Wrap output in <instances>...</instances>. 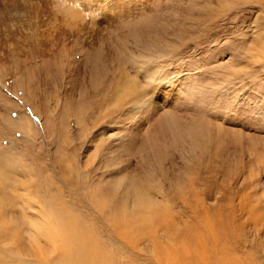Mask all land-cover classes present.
I'll use <instances>...</instances> for the list:
<instances>
[{
    "label": "rangeland",
    "instance_id": "374dc122",
    "mask_svg": "<svg viewBox=\"0 0 264 264\" xmlns=\"http://www.w3.org/2000/svg\"><path fill=\"white\" fill-rule=\"evenodd\" d=\"M15 1L0 0L6 220L20 225L24 210L44 216L53 196L101 219L92 188L122 205L136 181L178 229L211 220L238 262L264 264V0ZM100 45L111 61L97 55ZM125 75L145 102L122 95ZM196 129L205 147L219 141L218 151L198 147ZM21 181L29 185L14 188ZM107 223L95 230L120 264H166L152 241L130 247ZM29 225L23 238L0 243V264H54L50 240ZM16 243H37L39 254Z\"/></svg>",
    "mask_w": 264,
    "mask_h": 264
},
{
    "label": "bare ground",
    "instance_id": "6f19581e",
    "mask_svg": "<svg viewBox=\"0 0 264 264\" xmlns=\"http://www.w3.org/2000/svg\"><path fill=\"white\" fill-rule=\"evenodd\" d=\"M19 1L21 2H15L21 5H26V3H28L26 0ZM77 37L80 38V33H75V38ZM76 43L78 44V42ZM40 47H43L41 48L42 51L46 52L48 46L42 44ZM59 47L61 48V46ZM89 47H92V42L89 43ZM98 47L99 48L96 50L97 55L100 56L101 59L105 55V58L111 61L112 55L107 51V46L100 45ZM126 75L123 77L122 81H120L119 88L122 91V95L126 99L132 97L130 100L136 105L145 99L146 91L143 90L144 88L141 89L139 82L129 80ZM138 88L140 90H137ZM152 102L154 103V100ZM25 123L26 121L23 120L21 125L24 126L26 125ZM199 134L200 136L203 135L200 130L198 133L196 129V132L192 135L194 141H196L195 144L202 148L205 153L208 151V148H210L213 155L217 146L219 147L220 142L216 141L215 146L213 142V144L211 143L212 147L207 145V147H205L203 141L201 142L200 140L202 137L199 139ZM148 145L150 144L148 143ZM216 150L218 151V149ZM66 166H68L67 169L70 170L69 165ZM187 181H189V179ZM194 181L197 180L195 179ZM184 184H186V182ZM28 185L26 181H21V183L14 186V188H26ZM191 185L195 186L192 183ZM130 189V192L126 194L125 203L121 205L119 204L120 198L115 200V198L112 197L114 194L112 196L109 194L104 195L101 187L95 186V188H92V202L98 212L102 214L103 217L101 219L96 218L95 214H89V219L88 215L79 214L73 207L67 206V204L60 201L56 196H53L50 198L52 202L47 205L48 209L47 212L44 213V216L40 214V212H37L34 217H31L27 213V210H24L23 213H20L22 223H19H21L20 225L22 226L19 224L18 226L10 223L9 219L6 220L9 213L5 210V207L0 204V243L2 244L5 240L12 238V235H15V238H23L20 234H25L26 229L30 227L29 224H31L34 225L36 229H42V232L38 233V235L45 236L50 240V247L52 249L50 252L52 254L55 253L57 257L54 260V264H120L117 258V251L108 246L106 242L102 241L95 230L96 224H98V222L100 223L104 218L106 223L108 221V230L117 237L121 236L125 243L128 241L132 245L130 247L134 246L133 248H138L141 245L145 246L147 241H152L149 248L153 249V254L158 262L161 261L166 264H242L238 262L235 257L230 255L226 248L227 246L223 247L218 245L220 235L223 233L226 234V231L223 229L220 230L218 226L213 223L211 224V220H200L198 224L192 228L185 230L178 229L175 223L171 224L169 222L173 218L167 206L163 202L153 201L149 189L146 188L144 184L142 185L136 181H131ZM32 190V192H36V190ZM23 194L24 193L19 192L16 197L22 198ZM1 196H3V199L6 200L8 204L10 203L11 198H9L8 195ZM128 201H130L131 207ZM7 203H5V205H7ZM16 244V247L19 249L18 251L24 255L32 257L39 254L37 243L31 244L30 249L21 243ZM238 259L242 260L240 257H238ZM0 262H4L3 258Z\"/></svg>",
    "mask_w": 264,
    "mask_h": 264
},
{
    "label": "snow or ice",
    "instance_id": "6c2138e0",
    "mask_svg": "<svg viewBox=\"0 0 264 264\" xmlns=\"http://www.w3.org/2000/svg\"><path fill=\"white\" fill-rule=\"evenodd\" d=\"M103 3H104V0H94V6H96L98 4H103ZM229 102H231L230 98H229ZM236 103H239V100H237Z\"/></svg>",
    "mask_w": 264,
    "mask_h": 264
}]
</instances>
